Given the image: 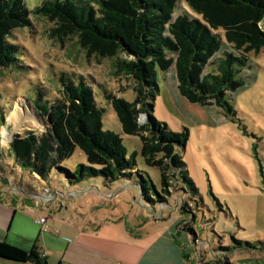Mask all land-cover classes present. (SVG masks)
I'll return each mask as SVG.
<instances>
[{"label":"rangeland","instance_id":"374dc122","mask_svg":"<svg viewBox=\"0 0 264 264\" xmlns=\"http://www.w3.org/2000/svg\"><path fill=\"white\" fill-rule=\"evenodd\" d=\"M43 1L31 0L30 6ZM179 7L180 14L199 18L184 0ZM55 29L56 20L31 16L30 25L14 30L9 40L23 55L20 67H0V241L30 234L36 214L23 209L27 194L49 198L58 186L65 195L57 198L62 207L51 206L47 214L58 241L45 245L38 236L48 264H264V48L247 54L244 86L227 97L234 120L184 100L173 68L158 72L152 115L173 133L188 131L185 146L174 149L197 191L183 186L181 213L173 197L167 207L141 204L137 188L124 180L104 186L103 180L91 179L63 188L66 173L54 163L45 179L16 164L11 143L42 138L52 143L50 123L32 103L38 92L52 105L62 97L61 77H83L103 110L102 129L120 136L127 156L134 154L139 171L161 189L158 169L146 166L140 154L139 137L122 133L111 101L103 98L134 101L132 89L114 73L115 60L86 59L75 34ZM136 121L142 126L147 115ZM77 164H86L78 150L63 162L68 170ZM35 239L24 243L26 250ZM234 240L243 243L238 247Z\"/></svg>","mask_w":264,"mask_h":264},{"label":"trees","instance_id":"16d2710c","mask_svg":"<svg viewBox=\"0 0 264 264\" xmlns=\"http://www.w3.org/2000/svg\"><path fill=\"white\" fill-rule=\"evenodd\" d=\"M28 1L0 0V67H20L23 55L9 40L14 30L30 25L31 16L56 20V31L75 34L86 59H114V73L132 89L134 101L107 94L103 98L111 101L122 133L139 137L140 154L146 166L158 169L161 189L139 171L134 154L127 156L120 136L102 129L103 110L83 77H61L62 97L52 105L42 102L37 91L32 103L47 117L52 143L46 138L11 143L16 164L45 179L54 163L66 173L68 185L100 179L108 186L124 180L137 188L141 204L167 207L173 197L177 210L185 212L179 197L183 186L193 193L197 189L174 148L185 146L188 131L173 133L152 115L158 72L173 68L184 100L234 120L227 97L244 86L242 75L250 67L247 54L264 48V0H184L199 18L177 12L182 0H46L35 7ZM139 114L147 115L142 126L136 121ZM76 150L86 164L68 170L63 162ZM234 242L238 247L243 243ZM0 261L46 264L39 250L24 251L6 242H0Z\"/></svg>","mask_w":264,"mask_h":264},{"label":"crops","instance_id":"0c3cea01","mask_svg":"<svg viewBox=\"0 0 264 264\" xmlns=\"http://www.w3.org/2000/svg\"><path fill=\"white\" fill-rule=\"evenodd\" d=\"M58 184L60 185L61 183H58ZM61 185H63V188H66L65 186H67V184L66 185L61 184ZM53 189L54 190H52L51 193H50L51 194L50 195L51 202L50 201H46V199H44L41 196H36V195H33V194H27L26 193L27 196H28V203H26V205H23L24 206L23 209L28 210L27 212L30 213V214L32 212L36 214L35 218H34V224L32 223L33 228L31 230L30 234L26 233L24 236L15 234L11 241H6V243H8L9 245L18 247V248H20V249H22L24 251H30V250H33V249L39 250L41 252V254L43 255V258L45 259L46 264H48L47 263V258L44 256V253L42 251L41 246L38 245V239H39L38 236H42V238H43L42 241H43V243L45 245H47L50 242L55 241V240L58 241V239L56 238L58 236V233L55 230H52V228L48 226L49 222H48L47 214L51 213V210H52L50 208L51 206L52 207H56L57 204H59V202L57 203V198L58 197L65 199V195L62 193V191L61 192L59 191L58 186L54 187ZM8 200L10 201V198H8ZM11 202H14V200H11ZM59 206L62 207L61 204H59ZM16 212H17V210H15V213ZM21 216L24 217V218H27V217H25L23 215H21ZM43 217L46 218L47 226L49 227V230L46 233H41L40 232V225L37 223L38 220L40 218H43ZM35 225L37 227H35ZM0 227H2L1 224H0ZM0 230L2 231L1 228H0ZM35 237L37 239V240L35 239L36 240L35 243L32 244L30 249L26 250L25 249L26 246L24 245V243L26 241H28L26 243H30L29 241H31V239H33ZM17 241H24V242H19V244H17L16 243ZM0 242H5V241H0ZM147 259H151V257L148 256ZM57 264H62V262L58 261Z\"/></svg>","mask_w":264,"mask_h":264},{"label":"built area","instance_id":"2783aa9c","mask_svg":"<svg viewBox=\"0 0 264 264\" xmlns=\"http://www.w3.org/2000/svg\"><path fill=\"white\" fill-rule=\"evenodd\" d=\"M46 201H50L51 197L45 198ZM40 225V232L41 233H46L49 230V227L47 226V220L46 218H40L37 222Z\"/></svg>","mask_w":264,"mask_h":264},{"label":"water","instance_id":"95a60500","mask_svg":"<svg viewBox=\"0 0 264 264\" xmlns=\"http://www.w3.org/2000/svg\"><path fill=\"white\" fill-rule=\"evenodd\" d=\"M3 183H4V184H7V182H6V181H4V180H3Z\"/></svg>","mask_w":264,"mask_h":264},{"label":"bare ground","instance_id":"6f19581e","mask_svg":"<svg viewBox=\"0 0 264 264\" xmlns=\"http://www.w3.org/2000/svg\"><path fill=\"white\" fill-rule=\"evenodd\" d=\"M16 111V110H15Z\"/></svg>","mask_w":264,"mask_h":264}]
</instances>
